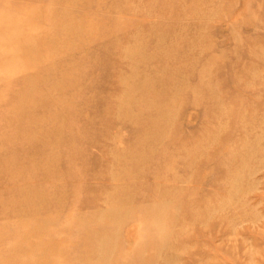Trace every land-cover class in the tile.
<instances>
[{
    "label": "rangeland",
    "instance_id": "obj_1",
    "mask_svg": "<svg viewBox=\"0 0 264 264\" xmlns=\"http://www.w3.org/2000/svg\"><path fill=\"white\" fill-rule=\"evenodd\" d=\"M10 150L0 264H264V0H0Z\"/></svg>",
    "mask_w": 264,
    "mask_h": 264
},
{
    "label": "bare ground",
    "instance_id": "obj_2",
    "mask_svg": "<svg viewBox=\"0 0 264 264\" xmlns=\"http://www.w3.org/2000/svg\"><path fill=\"white\" fill-rule=\"evenodd\" d=\"M31 79H33V78H31ZM129 90H130V88H129ZM8 105H9V103H8ZM24 105H25V102L22 99V103L20 104V106H18V108L19 109H23V106ZM11 107L12 106H10V108ZM13 113H18V112H13ZM138 122L139 123H142V121H138ZM43 123H44L43 121H40V125H42ZM143 125H144V128L147 130L146 124L143 123ZM39 128H36V130L33 133L34 136H35V138H36V140H37V142H38V145L37 146H34V147H31V149H28V150H27V147H25L24 149H26L27 151H29L28 154H30V153H36L37 155L38 154L39 155H43V157H50V156L56 155L57 149H55V147H53L51 150L44 151L43 150V144H45V141H47V140L49 141V144L54 143L55 140L58 141L59 135L57 134V129L56 128H52V129L49 130L48 134H46L43 131V126H39ZM23 135L25 137L27 136V134L25 135L23 133L20 137H23ZM3 139L5 141H7V142L10 141V142L14 143L13 145H15V146H17V144L15 142H18L19 141V137L14 138V141H12V138L6 137V136H4ZM21 139H23V138H21ZM23 147H24V145H23ZM5 156H7V160H8L7 162H9V166L0 167V172H1V175H0V186H3V187L8 188V180L9 179H5V178H7V173L8 172L9 173L10 172L11 173L13 172L14 174H17L18 177H22V175L28 173L29 169H28V164L25 163L24 160L22 159L24 157V155H19L16 152H14L13 150L8 151L7 154L4 155V156H3L2 153H0V158L2 157V159H4ZM12 157H15V161H14L15 163L14 162L11 163ZM56 162L57 161H55V163ZM12 165H14V168L11 169V166ZM29 167H30V172L31 173L35 174V172H39V170H37V171L34 170L35 169V164L34 163L31 164V165L29 164ZM38 169H39V166H38ZM39 194H40V196H39L38 200L40 199L41 200V203L47 204V201H46L45 196L43 194H41V193H39ZM9 197H12V193L11 192L9 194H7V197H5V196L0 197V208L1 209H5L7 207V204H9V202L7 200L9 199Z\"/></svg>",
    "mask_w": 264,
    "mask_h": 264
}]
</instances>
